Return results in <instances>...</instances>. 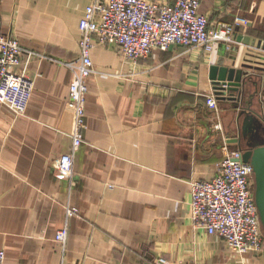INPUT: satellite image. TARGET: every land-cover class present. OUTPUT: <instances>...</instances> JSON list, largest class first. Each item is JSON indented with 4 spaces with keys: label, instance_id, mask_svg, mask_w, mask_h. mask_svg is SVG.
I'll use <instances>...</instances> for the list:
<instances>
[{
    "label": "crops",
    "instance_id": "crops-1",
    "mask_svg": "<svg viewBox=\"0 0 264 264\" xmlns=\"http://www.w3.org/2000/svg\"><path fill=\"white\" fill-rule=\"evenodd\" d=\"M90 1L0 0V32L19 40L34 81L23 113L0 103L4 264H264L262 252L234 254L190 217L191 181L212 178L225 151L264 144V0H199L209 26L245 19L229 48L171 45L132 60L96 44L68 175L51 162L71 148L64 62L78 56ZM237 71L240 99L218 98L215 77ZM67 205L77 213L67 217Z\"/></svg>",
    "mask_w": 264,
    "mask_h": 264
},
{
    "label": "built area",
    "instance_id": "built-area-1",
    "mask_svg": "<svg viewBox=\"0 0 264 264\" xmlns=\"http://www.w3.org/2000/svg\"><path fill=\"white\" fill-rule=\"evenodd\" d=\"M198 6L199 0L90 1L79 20L78 56L64 62L71 70L68 94L72 113L71 148L52 160L54 167L72 174L74 152L83 141L85 129L86 79L96 72L91 57L96 44H113L132 60L149 56L155 48L166 49L171 45H199L208 53L216 42L230 47L235 41L234 26L245 19L235 16L231 23L209 26ZM23 62L19 40L0 32V103L15 114L25 111L34 85L33 78L22 67ZM207 103L213 107L216 99L209 96ZM77 211L75 206H66L67 217ZM190 217L194 225L219 236L234 254L264 251V230L253 195V167L241 160L240 150L225 151L212 178L191 181ZM66 233L65 227L57 230L55 239L64 242ZM4 256L0 248V264H4Z\"/></svg>",
    "mask_w": 264,
    "mask_h": 264
},
{
    "label": "water",
    "instance_id": "water-1",
    "mask_svg": "<svg viewBox=\"0 0 264 264\" xmlns=\"http://www.w3.org/2000/svg\"><path fill=\"white\" fill-rule=\"evenodd\" d=\"M232 72V71H231ZM214 79V76L212 75ZM214 91L218 98L227 97L238 101L240 96L234 93L241 85V72L215 77ZM227 95V96H226ZM241 160L249 162L253 167V195L258 209L259 219L264 230V144L253 146L241 151ZM264 258V251L262 252Z\"/></svg>",
    "mask_w": 264,
    "mask_h": 264
}]
</instances>
